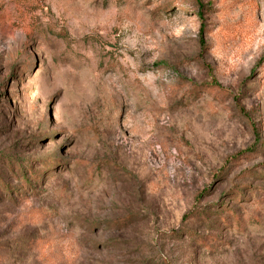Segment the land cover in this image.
<instances>
[{"label":"rangeland","instance_id":"rangeland-1","mask_svg":"<svg viewBox=\"0 0 264 264\" xmlns=\"http://www.w3.org/2000/svg\"><path fill=\"white\" fill-rule=\"evenodd\" d=\"M0 264H264V0H0Z\"/></svg>","mask_w":264,"mask_h":264}]
</instances>
